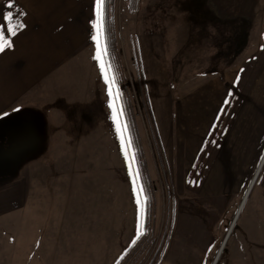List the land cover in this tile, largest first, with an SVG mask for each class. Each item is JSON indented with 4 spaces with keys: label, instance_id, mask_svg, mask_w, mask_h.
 Masks as SVG:
<instances>
[{
    "label": "rangeland",
    "instance_id": "374dc122",
    "mask_svg": "<svg viewBox=\"0 0 264 264\" xmlns=\"http://www.w3.org/2000/svg\"><path fill=\"white\" fill-rule=\"evenodd\" d=\"M110 15L153 196V236L132 264H264V0H142L136 12L114 0ZM109 99L86 113L91 128L66 129L71 139L48 147L62 158L49 162L57 189L106 213L140 205ZM3 154L1 190L17 205L22 163ZM255 207L260 240L237 253Z\"/></svg>",
    "mask_w": 264,
    "mask_h": 264
},
{
    "label": "crops",
    "instance_id": "0c3cea01",
    "mask_svg": "<svg viewBox=\"0 0 264 264\" xmlns=\"http://www.w3.org/2000/svg\"><path fill=\"white\" fill-rule=\"evenodd\" d=\"M123 1L130 10L129 2L137 0ZM7 4L0 0V33L13 42L0 52V147L14 150L0 148V161L5 152L22 164L17 167L21 182L10 191L19 204L6 205L1 190L6 186H0V264H117L139 236L140 196V205H122L109 213L103 205H72L55 186L56 170L49 164L62 158L48 147L71 139L62 131L79 124L91 128L86 113L98 112L108 98L100 70L101 62L106 65L102 34L93 27V22L100 23L95 0H13L11 9ZM9 12L16 36L4 20ZM93 36L100 41V61ZM38 121L44 123V148L37 155ZM254 214L256 207L237 253L260 240Z\"/></svg>",
    "mask_w": 264,
    "mask_h": 264
},
{
    "label": "trees",
    "instance_id": "16d2710c",
    "mask_svg": "<svg viewBox=\"0 0 264 264\" xmlns=\"http://www.w3.org/2000/svg\"><path fill=\"white\" fill-rule=\"evenodd\" d=\"M113 4L114 0H103L102 18L100 20V23L102 24L101 34L103 54L106 66H111L108 72L109 76L110 78L114 77L115 79L113 93L114 96L118 95V99L115 101L119 106L118 111H122L123 113L122 115H119L120 121L122 129L126 126V131H124L125 140L128 146L130 160L134 158V161L131 162V166L142 201V223L139 236L117 264H132L140 256L153 236V196L147 166L143 160V154L139 147L138 133L132 119L131 108L125 99L124 89L121 88L122 81L120 80L116 68L117 40L114 22L110 15V9ZM129 4L130 11L136 12L139 1H132L129 2Z\"/></svg>",
    "mask_w": 264,
    "mask_h": 264
},
{
    "label": "snow or ice",
    "instance_id": "6c2138e0",
    "mask_svg": "<svg viewBox=\"0 0 264 264\" xmlns=\"http://www.w3.org/2000/svg\"><path fill=\"white\" fill-rule=\"evenodd\" d=\"M102 5H103V0H95L96 16H97V20L98 21L101 20V18H102ZM7 7L9 9H11L13 7V0H8ZM12 19H13V15H12L11 12H9L4 17V20L6 22H8V25H9L8 26V32L11 33L12 36H16L17 35L16 27L11 26V20ZM20 27L22 28L23 25H20ZM93 27L97 28V30L99 31L102 28V24L98 23V22H93ZM92 39L94 41H96V44H97V52H96L95 59L100 61L101 60L102 49L100 48L99 38L97 36H93ZM0 41H2V43H0V52H3V51H5V49L11 48L13 46V42L5 40L2 33H0ZM110 68H111L110 65L106 66L103 62L100 63L101 73H102V75L104 77L105 84L108 86L107 95L110 98L109 99V107L112 108V110H113V119L115 120L116 117H117V109L115 107L114 101L116 99H118V95L114 96V93H113V86L115 84V79H114V77L110 78L108 76V72H109ZM225 103H227V101H225ZM122 114H123L122 111H120L119 115H122ZM117 131L118 132L122 131L121 126L119 124L117 126ZM123 131H126V126H124ZM122 144H123V140H122ZM126 159H129L127 154H126ZM133 161H134V158H132L130 160V164ZM141 191H142V189H141ZM137 203H139V201H137Z\"/></svg>",
    "mask_w": 264,
    "mask_h": 264
}]
</instances>
